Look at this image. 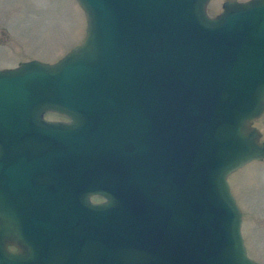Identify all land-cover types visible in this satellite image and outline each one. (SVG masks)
<instances>
[{"label": "water", "instance_id": "water-1", "mask_svg": "<svg viewBox=\"0 0 264 264\" xmlns=\"http://www.w3.org/2000/svg\"><path fill=\"white\" fill-rule=\"evenodd\" d=\"M76 1L81 45L0 71V264H259L229 177L264 160V0Z\"/></svg>", "mask_w": 264, "mask_h": 264}, {"label": "rangeland", "instance_id": "rangeland-1", "mask_svg": "<svg viewBox=\"0 0 264 264\" xmlns=\"http://www.w3.org/2000/svg\"><path fill=\"white\" fill-rule=\"evenodd\" d=\"M231 0H211L210 16ZM247 2L250 0H233ZM87 22L76 0H0V71L37 60L56 63L85 39ZM264 140V117L253 123ZM243 213L250 257L264 264V163L254 162L229 177Z\"/></svg>", "mask_w": 264, "mask_h": 264}, {"label": "flooded vegetation", "instance_id": "flooded-vegetation-1", "mask_svg": "<svg viewBox=\"0 0 264 264\" xmlns=\"http://www.w3.org/2000/svg\"><path fill=\"white\" fill-rule=\"evenodd\" d=\"M263 117L264 115L261 118ZM44 120L51 123H61V122L69 121L67 118L61 116L57 112L46 113L44 115ZM261 141L264 142L263 134ZM254 162H260L263 164L264 160L254 161ZM25 171H26L27 184L33 192H38V191L47 192L50 189L49 187L51 183L53 184V191L55 192V179L57 174L55 164H53L52 167L48 164H44L41 167H36L35 165H32L27 167ZM101 201H102L101 199H94V202H101ZM10 249L14 251L17 250V248L14 246H10Z\"/></svg>", "mask_w": 264, "mask_h": 264}]
</instances>
